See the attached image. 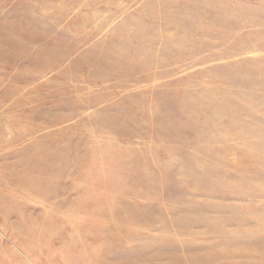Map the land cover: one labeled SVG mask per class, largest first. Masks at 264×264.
I'll list each match as a JSON object with an SVG mask.
<instances>
[{
	"label": "rangeland",
	"instance_id": "rangeland-1",
	"mask_svg": "<svg viewBox=\"0 0 264 264\" xmlns=\"http://www.w3.org/2000/svg\"><path fill=\"white\" fill-rule=\"evenodd\" d=\"M0 264H264V0H0Z\"/></svg>",
	"mask_w": 264,
	"mask_h": 264
}]
</instances>
